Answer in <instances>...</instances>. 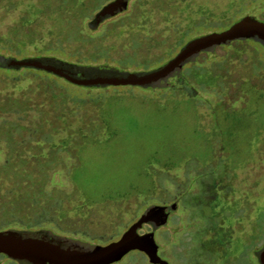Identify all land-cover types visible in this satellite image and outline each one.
I'll use <instances>...</instances> for the list:
<instances>
[{"label": "rangeland", "instance_id": "1", "mask_svg": "<svg viewBox=\"0 0 264 264\" xmlns=\"http://www.w3.org/2000/svg\"><path fill=\"white\" fill-rule=\"evenodd\" d=\"M108 1L0 0V55L146 71L194 36L245 17L264 20V0H128L125 11L91 28ZM195 62L187 80L151 89L83 87L44 71L0 67V221L45 206L44 198L29 203L28 196L48 184L67 196L60 219L44 228L100 244L119 237L147 206L175 202L155 231L159 257L261 264L264 47L232 42ZM38 152L56 164L26 160ZM203 221L222 228L205 233ZM148 230L144 224L139 232ZM0 264L17 263L0 255ZM113 264L152 263L131 251Z\"/></svg>", "mask_w": 264, "mask_h": 264}, {"label": "water", "instance_id": "2", "mask_svg": "<svg viewBox=\"0 0 264 264\" xmlns=\"http://www.w3.org/2000/svg\"><path fill=\"white\" fill-rule=\"evenodd\" d=\"M128 0H110L102 5L89 21L91 28L103 20L127 9ZM249 39L264 47V20L242 18L227 28L195 37L165 62L146 71H119L76 65L54 57L12 58L0 55V67L5 69L30 68L58 76L83 87L138 86L160 87L181 72L183 66L206 51L235 40ZM176 203L151 204L114 240L105 244L91 243L73 237L60 236L50 229L0 230V255L17 264H113L131 251L142 252L152 264H169L157 255L155 231L167 222L168 212ZM144 224L150 230L139 232ZM264 263V245L255 252Z\"/></svg>", "mask_w": 264, "mask_h": 264}, {"label": "trees", "instance_id": "3", "mask_svg": "<svg viewBox=\"0 0 264 264\" xmlns=\"http://www.w3.org/2000/svg\"><path fill=\"white\" fill-rule=\"evenodd\" d=\"M101 1H103V0H99L98 4H100ZM225 28H223V29H225ZM223 29H221V30H223ZM212 32H214V31H212ZM198 36H200V35H198ZM198 36H194V37L188 39L186 42H188L189 40H191V39H193L195 37H198ZM242 41L247 42V41H249V39H245V40H235V41H232V42H242ZM231 43L226 44V45H220V46L229 47ZM184 44H182V45H184ZM213 51H214V49L212 51H206V52H202V53L213 54ZM187 64L189 65V68H186L185 70H181L180 73L174 75L170 79L177 78V80L180 83H181V80H185V79L187 80L186 74L191 70L190 68H195L196 67L195 66L196 65V62L194 60V61L188 62ZM170 86H171V83H168L165 86H160V87H157V88H168ZM148 88L151 89L153 87H148ZM191 90H193L192 86L189 87V91L190 92H191ZM25 158H26V160H28L30 162H31V160L32 161H40V162L43 163V166L53 167L56 164V163H54V160H53V158L51 156L41 155V152H38L37 154H32V155H30L28 157L26 156ZM10 163H11V161L9 159H5V162H4L3 166H9L8 164H10ZM17 172H18L19 176H21V174H24V177L25 178H30V175H29V173L26 170H22V171H19L18 170ZM197 175H199V174H197ZM32 181L33 180H31V183L30 182L27 183V185H29V188H31V186H33L32 185ZM47 185L48 184H41V185L39 184V185H37L34 188V190L32 189L33 192L30 194V196H28L29 199H31L30 200L31 202H29V203H33V202L37 201L38 198H40V199L41 198H44V200H45L44 201L45 206L40 207L38 210L33 211L28 217H18V216L13 215L11 213L9 215L10 216L9 219L1 220L0 221V230L7 229V228H16V229H40V228H44L46 224L55 223L56 220H59L60 217H61L60 205H61V203H62L65 195L67 196V194H63L62 195V192H60L61 189H54V188L50 189V188L47 187ZM45 188L48 189V190L46 191ZM206 220H209L208 217L206 218ZM220 223H221V226H219L220 224L218 222L215 223L217 225L216 228H219V227L222 228V222L220 221ZM205 224H206V226H205ZM215 224H213V225H215ZM255 224L257 226V220L254 222V225ZM213 225L210 224V221H208L207 223H204V221H203V224H201L199 226V228H201V227H203L202 229L205 228V230H204L205 233H208L207 230L210 228L211 231H212ZM230 228H231V226L230 227H227V230H229ZM263 232H264V228H263ZM60 236L69 237V236H65V235H60ZM101 240H102L103 243L101 242L100 244H105V243H107V242H109L111 240H114V238L113 237H106V238H103ZM216 243L217 242L215 241V244ZM218 245L219 246H222V245L224 246V242L221 241V242H219ZM192 247H193V244H191L189 246V249H192ZM136 253H142V252L136 251ZM3 256H5V255H3Z\"/></svg>", "mask_w": 264, "mask_h": 264}, {"label": "flooded vegetation", "instance_id": "4", "mask_svg": "<svg viewBox=\"0 0 264 264\" xmlns=\"http://www.w3.org/2000/svg\"><path fill=\"white\" fill-rule=\"evenodd\" d=\"M108 19V18H107ZM106 20V19H105ZM104 21V20H103ZM101 23V22H100ZM225 119H226V117H225ZM169 214L171 213V211L170 212H168ZM146 225H148V226H150L149 224H146Z\"/></svg>", "mask_w": 264, "mask_h": 264}]
</instances>
